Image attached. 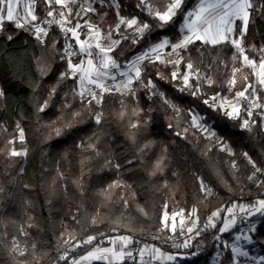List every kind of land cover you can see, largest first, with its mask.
I'll return each mask as SVG.
<instances>
[{
  "label": "trees",
  "instance_id": "1",
  "mask_svg": "<svg viewBox=\"0 0 264 264\" xmlns=\"http://www.w3.org/2000/svg\"><path fill=\"white\" fill-rule=\"evenodd\" d=\"M142 2L162 10L168 0H94L95 11L87 15L90 23L104 31L115 30L120 18L136 17L152 26L138 43L132 42V30L124 25L118 33L113 31L121 41L111 53L118 63L130 62L164 37L171 38L172 43L180 39L182 12L160 28L146 9L138 7ZM194 5L195 0H186L184 7ZM46 11L44 0H36V15L43 19ZM4 28L0 31V88L4 92L0 97V264H72L74 258L104 237L134 234L139 238L159 232L165 205L170 211L196 207L199 222L204 225L210 211L220 208L224 218L234 203L248 204L264 198L263 186L249 179L254 169L243 155L248 153L257 166L264 168V109L255 110L249 131L242 128L241 119L225 115L221 107L203 103L206 89L231 95L227 85L234 63L231 46L196 41L187 52L180 51L182 71H186L190 59L194 69L198 68L200 74L207 72L214 81L208 87L200 82L198 91H181L182 79H172L170 65L146 59L132 92L103 93L102 103L93 101L89 107L81 104L72 89L75 81L59 78L67 68V40L56 24L49 28L43 43L31 31L7 22ZM8 35L13 39L7 40ZM244 45H255L257 50L264 47V9L253 10ZM247 54L259 58L258 51L249 49ZM235 66L240 67L239 62ZM247 74L248 82L261 97L258 102L264 104V89L249 70ZM236 79V88L242 90L246 83L242 73H237ZM146 84L148 87L143 86ZM151 86L156 94L151 93ZM53 87L55 94L50 95ZM45 100L48 107L38 111ZM101 112V122L96 124L94 116ZM192 112L212 123L234 155L214 139L189 131ZM137 121L141 126L132 128ZM66 122L71 124L69 129L64 127ZM17 124L24 131V142L16 139ZM56 128L61 129L59 137ZM145 144L147 149L141 151ZM23 147L26 155L10 154L12 149ZM161 158L163 163L155 167ZM200 177L212 189L211 195L201 191ZM219 228L221 223L199 227L200 235L192 242L195 256L181 264H211L218 235L229 238L233 234L224 235ZM99 232L105 235L92 245L83 244L70 252L67 260L56 257L68 238L84 239ZM145 239L166 252L177 251L160 240ZM254 239L264 253V218ZM219 248V264H233V253L223 241Z\"/></svg>",
  "mask_w": 264,
  "mask_h": 264
},
{
  "label": "snow or ice",
  "instance_id": "2",
  "mask_svg": "<svg viewBox=\"0 0 264 264\" xmlns=\"http://www.w3.org/2000/svg\"><path fill=\"white\" fill-rule=\"evenodd\" d=\"M47 6V11L43 19L37 16L35 13L36 0H31L30 3H24L21 7V0H0V31H4L5 23H10L14 25L15 28L31 31L37 40L43 43L44 38L49 34V28L56 24L60 30L64 33L65 40L69 39V34L72 39H74L75 44L78 46L73 50V45L69 43L67 47L64 48L67 54V68L59 74V78L63 79L65 77L71 78L73 81H79V92L77 95L80 97V102L83 105L91 107L93 101L96 105H100L103 100V93H111L113 90L121 91V89L132 92L131 85L134 81H139L142 75V67L140 62L148 59L150 63H154L156 60H160L161 63L172 64L178 66L183 62V57L179 55L178 50L187 52L188 46L194 44L196 41H200L204 45H222L227 44L231 46L234 51L231 55V60L234 62L232 67L231 78L228 81L229 88L234 87L237 83V73H242V79L246 82L243 89L236 91L234 93L233 99L235 103L231 100H227L224 97L219 98L214 95L210 97L213 101L209 107H222L223 104H228L230 111L226 110L225 115L233 119H241V126L244 129L251 130V123L248 119L242 118L241 107H244L246 115L251 117L253 115L252 109H264V104L259 103L261 97L256 94L254 84L248 82V74L244 73L243 70L246 68L249 70L251 75L255 78L256 82L264 86V47L256 49L255 45H250L247 48L244 45V37L247 35L250 19L253 17V10L259 12L264 9V2L261 0H195V5L193 7L185 9L186 0H168L162 10H157L152 7L151 4H144L143 2L138 5L141 10L146 9L147 15H149L153 20L156 21V26L163 28L173 21L174 17L177 16L178 12H182L181 24L178 29L180 34V39L175 43H172L171 38L164 37L159 42L154 45L149 46V48L139 55L136 60L131 61L132 67L129 71L120 72L119 69L122 67L111 55L115 48L121 43L120 40H113V31L117 33L120 31V25H124L127 29L132 30L133 33V43H138L140 39L144 37L146 32H150L152 26L147 21H140L138 18L133 17L130 19L120 18L115 30H109L105 33L98 26L92 25L90 22H85L82 26L79 20L76 21L71 27L66 26L67 24H72V19L80 16V12L87 14L88 12H94L95 9L89 4L85 6H80V11L75 13L73 17V6H76V0H44ZM54 5L59 6V9L54 7ZM19 9V10H18ZM59 16L61 19L57 20L56 17ZM51 17L52 19H48ZM39 21V22H38ZM43 25H47L45 27ZM82 27L87 28V32L83 33L85 39H81ZM7 40H12L13 36L8 35L5 37ZM127 39V37H124ZM55 41L53 42V47H55ZM166 47L171 48V52L175 53L174 56H169L167 60H161V50ZM259 52V58L251 57L247 54L248 50ZM73 54L82 57L77 62H73L70 58ZM239 62L240 67H236L235 63ZM186 71L180 77L182 79L184 88L194 87L190 83V78L195 75L196 78L206 79L209 85L213 84L214 81L207 74L204 77L200 76L199 69H194V65L189 59L185 64ZM134 73V75H133ZM118 75L120 77H126V79H121L115 84H109L108 81H117ZM179 75L178 68L171 72V77L173 80L177 79ZM151 82L149 81V84ZM91 85L92 87H88ZM148 87V85H143ZM98 90V91H97ZM251 90V91H250ZM55 87L51 89V93L55 94ZM123 94V93H122ZM193 95L196 92L193 91ZM4 96V92L0 89V97ZM241 100L247 101L246 105H241ZM203 103L208 105V99H204ZM48 107V102L45 100L42 106H38V111H44ZM70 107V105H69ZM75 115H79L76 112ZM123 115V114H121ZM102 112L97 113L94 116L96 124L101 122ZM197 116L192 117V122L197 127L202 128L204 131H208L207 127L202 124H198ZM146 123V121L144 122ZM141 122L131 124L132 128H139ZM65 129L71 127L70 123H65ZM17 129L19 130V139L21 142L24 141V131L17 124ZM55 134L57 137L61 135V129L56 128ZM179 135V133H177ZM210 136H214L215 133H209ZM9 143H12L11 141ZM89 147H94L89 145ZM148 145L145 144L141 148V151L147 149ZM230 154L231 151L229 150ZM12 156H24L26 151H17L15 149L11 150ZM247 159L248 164L254 169L249 179H253L256 173L264 174V168L257 166L256 162L252 160L248 153L243 154ZM163 163V158L156 162L155 167H159ZM116 167H119L117 165ZM233 167H235V161H233ZM155 174L154 172L152 173ZM200 189L208 194H211V189L205 184L204 180H200ZM261 186H264V182H261ZM111 187V186H110ZM165 208L167 205L164 206ZM239 207L241 213H246L248 216L259 215L264 217V198L255 199L248 204H233L232 207L228 208V213L232 216L231 219L225 220L223 222V227L218 230L221 232H228L231 228L235 227V209ZM198 209L192 207L188 220L191 221L190 224H185L184 210L181 209L176 211L173 209L171 215L167 211H163L162 217V228L163 230H169L172 235L169 239H174L177 235H187L193 233L197 229V224L199 221V216L197 215ZM147 215V213H145ZM221 215L220 210L213 212L208 218V223L205 227H216L213 223L214 217H219ZM177 217H181L179 220V230L177 226ZM194 218V219H193ZM171 224L169 225V221ZM93 223L96 221L93 220ZM256 229L250 228L249 231H255ZM27 235V233H25ZM195 235H200L199 231H195ZM96 239L94 236H89L83 241L86 245H92L93 241ZM239 239V237H237ZM246 239H251V237H246ZM113 247H97L93 245L92 250L88 251L86 255L80 256L78 259L74 258L72 264H82L84 261L93 260H107L108 264H113V262H119L123 264L125 257L131 258L133 256L132 251H126L129 245L134 244V239L132 236L121 235L111 241ZM118 245V247H117ZM175 248H189L191 245L187 240L181 243H175L173 245ZM231 251L238 256H247V252H242L236 246H233ZM146 252L150 253V259L145 261L144 257ZM23 255V253H21ZM141 264H151V260L158 259L163 256L167 261H175L177 259L176 255L167 254L161 252L159 248H149L145 245L143 248L139 249L138 252ZM60 259L67 260V255L61 256ZM264 260V257H261ZM233 264H239L233 258Z\"/></svg>",
  "mask_w": 264,
  "mask_h": 264
},
{
  "label": "rangeland",
  "instance_id": "3",
  "mask_svg": "<svg viewBox=\"0 0 264 264\" xmlns=\"http://www.w3.org/2000/svg\"><path fill=\"white\" fill-rule=\"evenodd\" d=\"M31 0H21V4L20 6L22 7L24 3H30ZM91 2V6L94 8V0H90ZM209 2H212V0H209ZM113 3L116 5V2L113 1ZM89 4V0H76V6H73V17H75V13L77 11H80V6H87ZM36 6V4H35ZM56 6V5H55ZM58 9H59V6H56ZM95 9V8H94ZM19 10V9H18ZM89 13V12H88ZM87 14H85L84 12H80V16L79 17H75L74 19H72V24H67L66 26L68 27H71L72 25H74L76 23L77 20H79V23L84 26L85 25V22H90L89 20H87ZM52 19V18H51ZM57 20L61 19L60 17H56ZM92 24V23H91ZM93 25V24H92ZM45 27H48L47 25H43ZM101 29V28H100ZM102 30V29H101ZM81 31V39H85V35L83 33H86L87 32V28L86 27H82L80 29ZM104 31V30H103ZM105 33H107V31H104ZM112 39L113 40H118L114 37V35H112ZM68 42H70L72 45H73V50H75L76 48H78V46L75 44V41L74 39H72L70 37V34H69V39H68ZM69 43L66 44V47ZM180 51L181 50H178V53L180 55ZM142 54V53H141ZM139 54V55H141ZM111 55V53H110ZM135 56L131 61H134L136 60V58L139 56ZM174 56L175 53H172L171 52V48L170 47H166L165 49L161 50V60H167V58L169 56ZM67 54L64 53V57L66 58ZM112 56V55H111ZM181 56V55H180ZM73 62H77L79 59H81L82 57L80 56H77L75 54H73L71 57H70ZM146 60V59H145ZM141 61L140 62V66L142 67L143 69V64H144V61ZM131 61L128 62V63H124V64H121L122 67L119 69L120 72H125V71H129V69L132 67L131 65ZM157 61H160V60H157ZM164 64H167V63H164ZM181 64L182 62L178 65V66H174L172 64H167V65H170L173 70H176L178 68V72H179V75L178 77L180 78L184 73L185 71H182V68H181ZM246 69V68H245ZM143 71V70H142ZM248 69L245 70V73H247ZM207 74L208 76H210L207 72H204L202 74H200L201 77H204V75ZM232 74V73H231ZM231 74H230V78H231ZM134 75V73H133ZM229 78V79H230ZM121 79H126V77H120L118 75L117 77V81L113 82V81H108L109 84H115L117 82H119V80ZM229 81V80H228ZM135 82V81H134ZM134 82L133 84L130 86L131 89H133V85H134ZM202 82L205 86H210L208 83H207V80L206 79H197L195 75H193L191 78H190V83L194 86V87H189L190 89L192 90H199V85L198 83ZM257 83V82H256ZM258 84V83H257ZM227 85H228V82H227ZM88 87H92L91 85H88ZM229 88V86H228ZM262 88L264 89V86H262ZM1 89V88H0ZM74 92L78 93L79 92V81H75L74 85H73V88ZM230 90V93L231 95H227V96H222L218 93H211L208 89H206V93H207V99H208V102L210 104L213 103V101L210 99V97L216 95L217 96V99H218V102H219V98L220 97H224L226 98L227 100H231L233 103H235V100L233 99L234 97V93L236 91H239V89L236 88V84L234 87H231L229 88ZM98 91V90H97ZM115 91V90H113ZM151 93L152 94H156V90L154 89V87L151 86V89H150ZM116 92H119V93H123V94H126V93H129V91H126V90H123L121 89V91H116ZM241 105H246L247 101H243L241 100ZM223 109V111H226V110H229L230 111V108H229V105L228 104H223V106L221 107ZM257 108H254L252 109V112L254 113L255 110ZM240 115L245 118V119H248L250 122H251V117H248L246 115V112L244 110V107L242 106L241 107V113ZM193 116H197L199 119L197 120V123L198 124H202V125H205L208 129V131H204L202 128H199L197 127L195 124H193L192 122V118H191V123L189 125V131L192 133V134H197V133H202L203 135H205L206 137L210 138V139H214L218 144L219 146L222 148V149H225L227 151H231V148L229 147L228 143L224 142L223 138L221 136L218 135L216 129L213 127L212 123L208 122L207 120L204 119L203 116L199 115L197 112H192V117ZM214 132L215 135L214 136H210L209 133H212ZM16 139L18 141H20L19 139V130H18V136L16 137ZM24 140H25V136H24ZM21 142V141H20ZM24 142V141H23ZM26 151L27 152V149L25 147H23L22 149L20 150H17V151ZM259 173V172H258ZM258 173H256V176L253 178V181H255L258 185L261 186V182H264V176H261L259 175ZM202 178L200 177V180ZM205 182V181H204ZM205 184L210 188V186L205 182ZM264 188V186H263ZM211 189V188H210ZM204 194L206 196H209L212 194V189H211V194H208L207 192L203 191ZM183 209L184 210V218H185V224H190L191 221L188 220V216L190 214V210L189 211H186L184 208H181V207H178V208H175L176 211H179ZM217 210H220L221 212V209L218 208V209H215L213 211H210L206 214V221L204 223V225H201V223L198 221V224H197V229L194 230L193 233H189L190 237L187 239V241L189 242V244L191 245V247L185 249V248H175L173 245L175 243H181L185 240H182V241H177L175 240L177 237H179L180 235H177L174 239H169L168 237L172 235V233L169 231V230H163V228L161 227V230L159 232H156L158 234L156 235H150V238L153 239V240H157V241H162L164 244L166 245H169L171 247H173L174 249H176L177 251L174 252V253H171V252H166L164 250H162L161 248H159L156 244L150 242V241H147L145 238H136L134 236V234L132 235H125L124 236H132L133 239H134V244L132 245H129L128 246V249H126V251H132V253L134 252V250H137V253L134 254L133 253V256L131 258L129 257H125L124 261H130L132 262L133 264H141V261H140V258H139V255H138V252H139V249L143 248L145 245H148L149 248H159L161 250L162 253H164L165 255L167 254H171V255H176L177 259L175 261H167L163 258V256L159 257L158 259H153L151 260V264H181V263H186V262H189L191 261L194 256H195V253H193L191 250H192V242H193V239L194 237L196 236L195 235V231H198L199 230V227L202 228V229H206L205 225L208 223V218L212 215L213 212H216ZM163 211H167L169 213V215H171L172 211L168 210L167 207L165 208L164 207V210ZM162 217H163V214H162ZM181 217H177V226H178V230H179V220H180ZM232 216L228 213V211L226 212L225 214V217L222 218L221 215L219 217H214L213 218V223L215 225H218L219 223L222 224V227H223V222L225 220H228V219H231ZM264 217H261L259 215H256V216H248L246 213H241L239 211V207H237L235 209V219H236V225L235 227L231 228L228 232H221L222 234L226 235L228 233H233L232 236H230L229 238H225L223 237L222 238V235H218L217 237V240H218V244H217V250H216V253L214 255V257L211 259V264H219L218 261L215 260V256L216 254H221V249L219 248V244L221 241L224 242V245L226 247H228L230 250L232 249L233 246H236L240 249V251L242 252H247L248 255L247 256H238L236 255L235 253H233V257L236 261L239 262V264H264V260L261 259V257H264V253L262 251V248L261 246L258 244V242L254 239V236L255 234L257 233V229H258V226H259V223H260V220H262ZM194 219V218H193ZM171 224V220L169 221V225ZM255 228L256 230L255 231H249L250 228ZM207 228H211V227H207ZM102 235H105V232H99V233H96V234H92L90 236H94L96 237V239L99 237V236H102ZM121 235H115V236H107V237H104V239L102 241H99L97 243V247H113V244L111 243L112 240H114L115 238L119 237ZM89 237V236H88ZM88 237L84 238V239H73V238H68L66 243L64 244V246L62 248H60L59 250H57V253H56V257L57 258H60L61 256H65V255H69L70 252H74L76 251L79 247H81L84 243L83 241L86 240ZM237 237H239V239H237ZM246 237H251V239H246ZM95 239V240H96ZM162 239V240H161ZM223 239V240H222ZM94 240V241H95ZM93 241V242H94ZM139 241V242H138ZM171 241V242H170ZM142 242L144 243L142 246L138 247L139 243ZM118 247V245H117ZM59 251H62L60 254H59ZM145 261L149 260L150 259V253L146 252L145 254V257H144ZM123 261V262H124ZM96 263H103V264H108V261L107 260H93V261H84L82 262V264H96ZM113 264H119V262H113Z\"/></svg>",
  "mask_w": 264,
  "mask_h": 264
},
{
  "label": "built area",
  "instance_id": "4",
  "mask_svg": "<svg viewBox=\"0 0 264 264\" xmlns=\"http://www.w3.org/2000/svg\"><path fill=\"white\" fill-rule=\"evenodd\" d=\"M67 43H70V42H68V40H67V42H66V44ZM156 234H158V233H150V234H143L142 236H141V238H145L146 236H149L150 237V235H156ZM190 237V235L189 234H187V235H180L179 237H177L175 240H177V241H182V240H187L188 238ZM162 240V239H161ZM171 242V241H170ZM62 251H59V254L61 253ZM134 254H136L137 253V250H134V252H133ZM221 254H216V256H215V260L216 261H218V262H220L221 261Z\"/></svg>",
  "mask_w": 264,
  "mask_h": 264
},
{
  "label": "crops",
  "instance_id": "5",
  "mask_svg": "<svg viewBox=\"0 0 264 264\" xmlns=\"http://www.w3.org/2000/svg\"><path fill=\"white\" fill-rule=\"evenodd\" d=\"M139 242V241H138ZM144 243H142V242H140L139 243V245H138V247H140V246H142ZM92 250V249H91ZM90 251V250H89ZM87 254V252L84 254V255H86Z\"/></svg>",
  "mask_w": 264,
  "mask_h": 264
}]
</instances>
